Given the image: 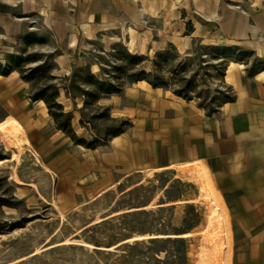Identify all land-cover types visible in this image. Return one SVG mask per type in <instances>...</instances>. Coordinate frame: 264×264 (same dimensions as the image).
Masks as SVG:
<instances>
[{
	"label": "crops",
	"instance_id": "0c3cea01",
	"mask_svg": "<svg viewBox=\"0 0 264 264\" xmlns=\"http://www.w3.org/2000/svg\"><path fill=\"white\" fill-rule=\"evenodd\" d=\"M40 10L70 36L64 40L75 61L99 35L122 37L131 29L137 45L143 38L149 47L168 39L169 49L176 32L189 49L213 48L229 59L225 80L234 98L211 114L158 88L128 89V130L86 149L63 137L45 103L31 97V84L12 70L0 74V123L9 117L0 137L24 130L36 166L93 200L126 183L131 186L122 192L160 178L166 179L164 194L175 183L187 190L169 200L163 194L160 203L183 202L198 195L197 186L182 178L191 176L207 213L205 264H264V68L256 67L264 64V0H44ZM83 26L94 36H86ZM191 206L199 205L159 210Z\"/></svg>",
	"mask_w": 264,
	"mask_h": 264
},
{
	"label": "rangeland",
	"instance_id": "374dc122",
	"mask_svg": "<svg viewBox=\"0 0 264 264\" xmlns=\"http://www.w3.org/2000/svg\"><path fill=\"white\" fill-rule=\"evenodd\" d=\"M43 1L0 0V74L18 71L31 84L33 99H48L66 131L50 115L57 129L74 145L92 149L126 132L133 111L125 109L129 101L124 93L131 88L141 93L158 88L194 101L211 114L233 100L234 89L225 80L229 59H220L213 48L194 46L188 55H179L173 46L154 50V42L140 55L127 50L123 33L122 37L103 33L78 50L80 57L75 61L62 28H55L40 15ZM256 67L264 68V64ZM8 118L0 123V130ZM22 133L25 131L0 137V264H195L193 248L197 244L175 238L125 244L114 251H89L83 244L59 246L84 228L79 239L107 249L134 234H181L201 226L207 213L200 206L153 209L91 226L122 209L147 206L162 192L166 179L148 181L127 193L121 191L131 186L126 183L121 190L93 200L78 187L63 183L60 176L55 181L26 152L18 179L35 184L46 203L33 187L14 181V162L5 144ZM186 193L184 185L175 183L163 194L169 200Z\"/></svg>",
	"mask_w": 264,
	"mask_h": 264
},
{
	"label": "bare ground",
	"instance_id": "6f19581e",
	"mask_svg": "<svg viewBox=\"0 0 264 264\" xmlns=\"http://www.w3.org/2000/svg\"><path fill=\"white\" fill-rule=\"evenodd\" d=\"M82 29H84L86 31V33H87L88 29H87L86 26H83ZM92 32H95V31H92ZM92 32L87 33L88 35H86V36H89V35L90 36H94V33H92ZM122 33H123V37H124V39L126 41L125 42L126 48H127V50L130 53H138L140 55L146 54L145 50H146L147 39H145V38L142 39L141 42L137 45V42H136L137 33H136V31H134L132 29L130 31L123 30ZM174 34H173L174 36L171 38V44L174 46L175 50L177 51V53L179 55H188V50H189L188 43H187L188 41H186L185 39H182L178 35V33L174 32ZM128 35H129V39H128ZM70 44L72 46L76 45L75 35H71ZM166 44H167L166 39H164L160 43H155L154 44V50H157V51L166 50ZM137 47H138V49H137ZM92 70H93V73H97L98 72V68L96 66H93ZM227 81H231V77L230 76L227 78ZM23 135H24V133L19 134L16 137H14L12 140H10L8 143L5 144L6 148H7V151H10V153L12 154L11 161L14 162V165L12 167L14 181L19 186L28 185L30 187H33L38 192L40 198L44 202L48 203L47 200L40 194L39 189H38V187L35 184H27V183H24V182H22V181H20L18 179V170H19V167L22 164L23 156L25 155V153L27 151L31 150V145L30 144L26 145L27 140L23 137ZM37 161H39V160H37ZM1 163L2 162H0V164ZM150 176L153 177L152 176V172H151ZM179 176H181V175H179ZM182 178L184 180H188V181L194 183L197 186V188H198V195L197 196H195V197H193L191 199H188L186 201H183V202H166V203L162 204V203H160V200H161V198L163 196V193H164L162 191V192H159L155 196L153 201L150 204H148L147 206L140 207V208H131V209L125 208V209H122L120 211H117V212H114V213L108 215L105 218H99L91 226L100 224V223H102V222H104V221H106V220H108L110 218H114V217H117V216H120V215H125V214L139 212V211H150V210H153V209H159V208H162V207H169V206H173V205H176V204L199 205L200 207L205 209L203 197H202V194L200 192L199 186L194 182V180L192 179L191 176H188V175L183 173ZM129 190H131V188H129L127 191H129ZM54 206L57 207V204L54 203ZM60 214L59 215L63 217V213L60 212ZM86 229L87 228L81 229L78 233H76L72 237L67 238L59 246H69L71 244H83L86 247V249H88L89 251H94V250H97V249L114 251L117 247L125 245V244H132L133 245L134 243L144 242V241L151 240V239L175 238V239L190 240L191 242L195 243V245L197 244L193 248L195 264H205V260H206L207 253H208L209 238H208V232H207L206 219L201 224V226H199L197 229H195L193 231H190V232H186V233H183V234H171V235H163V234H134L133 236H131L130 238H128V239H126L124 241H122L121 243H119L115 247L108 248V249L104 248V247H101V248L96 247L93 244L88 243L84 239H79L78 236L81 235ZM160 258L164 259L165 258V253H162Z\"/></svg>",
	"mask_w": 264,
	"mask_h": 264
},
{
	"label": "trees",
	"instance_id": "16d2710c",
	"mask_svg": "<svg viewBox=\"0 0 264 264\" xmlns=\"http://www.w3.org/2000/svg\"><path fill=\"white\" fill-rule=\"evenodd\" d=\"M11 71H12V70H11ZM35 100H43V102L46 103V105H47L48 108H49V114H50V115L55 119V121L57 122V125H58L59 129H61V130H63V131H66L65 127L59 124L58 117H57V115L52 111V107L50 106V102H49V100L46 99V98H39V99H38V98H37V99L35 98ZM58 106H60V105H58Z\"/></svg>",
	"mask_w": 264,
	"mask_h": 264
}]
</instances>
